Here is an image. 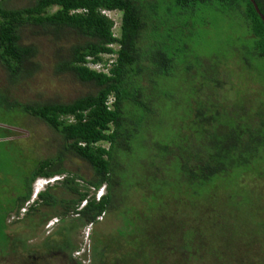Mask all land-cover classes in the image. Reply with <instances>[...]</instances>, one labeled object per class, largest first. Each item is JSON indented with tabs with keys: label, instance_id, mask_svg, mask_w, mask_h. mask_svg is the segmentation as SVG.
<instances>
[{
	"label": "trees",
	"instance_id": "16d2710c",
	"mask_svg": "<svg viewBox=\"0 0 264 264\" xmlns=\"http://www.w3.org/2000/svg\"><path fill=\"white\" fill-rule=\"evenodd\" d=\"M8 1L0 0V64L9 82L39 70L45 38L55 46L56 71L73 74L90 90L68 102H23L0 89V109L32 115L60 136L49 155L20 165L13 205L2 207V228L8 210L20 215L38 178L57 177L29 212L45 220L69 218V229L66 224L56 232L61 247L64 231L70 235L71 227L97 223L138 187L145 215L127 208L124 227L112 239L96 238L93 230L98 264H167L171 252L182 253L183 259L215 257L216 264H264V241H251L248 229L242 237L239 232L248 220L234 234L219 223L243 221L244 212H250V221H264V85L253 87L255 78H247L253 70L264 79V21L253 0H27L18 7ZM255 2L263 14L261 0ZM114 10L122 12L119 31L105 13ZM214 10L240 27V33L228 34L217 45L201 37L211 29L208 18ZM27 35L35 40L24 39ZM71 155L86 161L93 176L68 169ZM124 184L126 190L118 188ZM101 186L107 191L97 199ZM251 195H257V203L250 208L228 206L231 199L237 204ZM184 203L191 213H183ZM151 206H170L167 214L185 221H216L210 230L198 229L199 244L214 254L201 256L193 240L180 237V247L169 246L159 232L153 241L142 240L138 228L151 237L147 221H165ZM216 223L217 244L210 247ZM73 242L71 253L78 249ZM36 246L28 252L38 251Z\"/></svg>",
	"mask_w": 264,
	"mask_h": 264
},
{
	"label": "rangeland",
	"instance_id": "374dc122",
	"mask_svg": "<svg viewBox=\"0 0 264 264\" xmlns=\"http://www.w3.org/2000/svg\"><path fill=\"white\" fill-rule=\"evenodd\" d=\"M27 3V0L8 1V4L13 7L23 6ZM107 13L109 16L115 19V31H119L122 12L114 10ZM208 19V28L211 29L204 30L203 32H205V34H208H202L201 37L211 45H217V43H219L221 40L223 41L225 38H227L228 34L236 35L240 33V27L238 23H235L234 20L224 18L222 14L218 13L215 10L213 15L211 14ZM24 39H28V41L35 40L33 35H27V37L25 36ZM41 42V51L40 55L38 56V59L41 63V67L39 68V70L32 76L14 83H10L5 76L6 72L4 70V67L0 64V89H6V93L9 96L23 102H29L31 100L43 98L53 100L57 99L60 101L68 102L80 95L87 93L90 90L89 85L80 82V80H78L71 73H58L56 71L57 58L55 56V46H53L51 42L45 38L41 39ZM65 43L62 44L65 45ZM247 78L249 79V81L255 78L254 81L257 84H255L253 87H256V85L257 87L264 85V79L258 80L257 75L253 70H249V72L247 73ZM0 121H3L7 124L14 123L18 125H7L6 127L4 126V124H2V122H0V144H3L2 147H0V221H4V210L2 207L5 208L7 205H13V201L11 199L12 197L16 196L14 191L17 185L20 183L19 176H21V174L23 173V168H20V165H26L27 162H31L35 157H44L49 155L48 151H54L56 149V143H58L56 137L60 136L59 134L57 135L56 133H54L52 128L45 124V122H41L40 119L23 112L8 113L0 109ZM104 144L107 145V143ZM51 146L53 147V149ZM54 153L55 152L50 154L53 155ZM65 165L71 171L78 172L88 178L92 177L94 174L92 168L86 161H83L78 157H75L74 155L70 156V159L66 161ZM123 175L127 176V172H124ZM46 182L47 181L44 179H37V181L34 183L33 195L30 199V202H32L34 199L33 196L35 195V190H45L48 187L46 185ZM122 186L126 190V184L118 185V188ZM137 189L138 187H135L133 192L130 191V193L126 195V203H123L122 207H119L115 211L103 214L102 217L99 218L97 223L91 225H83L80 228H77V230L75 231L76 233L74 234L75 241L78 242V252H75V254L80 253V255L75 256L79 257V262L83 261V263H80L98 264L100 262L98 259L99 252L96 256H94V242L91 240L94 229L96 238L99 236L98 238L102 239H112L124 227V211L127 208H130V214L135 212L137 213L138 211L134 209L139 208L141 213L145 215L144 212L146 208L144 209L143 201L140 200ZM106 191L107 189H105L104 186H101L100 189L96 192V198L99 196V193L103 192L104 194ZM121 192L125 193L126 191ZM189 194L190 196H193L191 192ZM168 196L169 195L167 190L165 191V197L168 198ZM250 197L251 199L248 197L246 201L238 202L237 204L234 199H231L228 202V206H230V208L236 207L241 210L250 208L252 207V205L257 203V195H251ZM179 200L183 205L182 200L186 201L184 199V194H179ZM185 204L186 203H184V205ZM26 207L27 205L25 206V208L21 209L19 216H17L15 210H8L6 216L7 226L4 227V229L2 228L0 222V264H23L24 262H30L28 258L23 257V241L26 244V248L24 249V252H26L28 250H31L29 246H32L33 244H41L44 237L48 235L51 236L54 233V230H56L57 228L59 221H56V218H52L51 221H48L47 224H41L38 222L40 225L37 226V229H33L32 227H30L28 231V229L25 228V225H28L29 221H39L40 216L27 215ZM150 209H152L154 213H157V216L159 218H163L165 221H158L156 219L147 221L148 225L153 228V235H151V237L145 236L142 232V229L138 228V231H141L138 235L142 240L153 241L154 235L155 239H157L159 232V234L161 235L160 238H163L165 241H167V244L169 246H172L174 243L175 246L180 247L182 245L181 241L179 240L180 237L184 241L193 240L194 248L197 249V253L199 255L202 256L203 253H205L206 255L214 254L213 249H209L207 246H204L202 244V241L200 242V244L203 247L202 249H200V235L198 229L203 230L206 228L210 230L212 228H210L209 225H213V223H215L216 221H210L209 223H207L206 221H185L179 214H167L171 211L170 206H164L163 209H157L156 206H151ZM182 210L183 213H191L193 211L189 204H186L185 207L182 208ZM243 214V221H220L219 223L224 222L225 228L226 225H228L232 233L234 234L235 230L237 229L239 231V228L244 226V221L248 220L246 223V228L243 231H239L241 233V237L248 229L250 240L262 243L264 241V221H250L252 219L250 212H248V214L244 212ZM53 220L54 223L52 224ZM219 223H216L213 227L214 231L210 232V235L208 234V243L210 244V247H214L217 244ZM49 224H52L51 227H49ZM3 230L7 234V238L4 237L5 235ZM4 241L7 243L5 245H2V242ZM3 251H6L7 254L2 255ZM12 251H16L17 255L12 256ZM243 252L245 255L255 254L254 250H243ZM166 254L163 253L161 254V256L166 257ZM157 256L154 255L151 258L153 259ZM195 256H197V254H195ZM82 257L84 260L82 259ZM182 257V253L175 254L171 252L167 264H216L215 257L207 259L199 258L198 260L197 258H189L188 256L186 257L187 259H183ZM50 262H52L51 264H56L52 259ZM157 264H165V262Z\"/></svg>",
	"mask_w": 264,
	"mask_h": 264
},
{
	"label": "flooded vegetation",
	"instance_id": "af4514ba",
	"mask_svg": "<svg viewBox=\"0 0 264 264\" xmlns=\"http://www.w3.org/2000/svg\"><path fill=\"white\" fill-rule=\"evenodd\" d=\"M261 4H262V8L264 10V0H261ZM263 15H264V11H263ZM2 124H4V126H6V127H7V125H13V126L17 125V124H10V123L7 124V123H3V122H2ZM8 128H12V127H8ZM33 188H34V185H33ZM105 189H106V187H105ZM37 198H38V196L36 198H34L32 202H30V200H29L26 203V205L28 207L27 208V211H28L27 215H30V216L32 215L31 214L32 212H29L30 206L35 203ZM81 206H83V205H81ZM36 215L40 216L39 221H29L28 225H25V228L28 229V231H29L30 227H32L33 229H37V226L40 225L39 223L42 224V223H44V221L47 224L48 221H51L52 218H56L57 219L56 221H59V223L57 225L56 230H54V233L51 236L48 235V236L44 237L41 244H37V246H36V244H34L38 251H36V252H28V251L24 252L23 251V257H26L30 260V262H24L23 264H36L37 261L43 262V264H46V263L51 264L52 263V262H50L51 259L56 264H82L83 261H80V262H82V263H80L78 261L79 257H76L77 255H80V253L75 254V252H78V249L74 250L71 253L72 247L74 246V242L72 244H71V242L75 241V234L74 233H76L75 231L77 229L71 230V229H73L71 227V229L68 230L70 235H67L65 233V231H64L65 235H64V233H62V235H63L62 236V247L60 246V239H59L60 234L56 233V232H59L60 227L66 225V224H67V229H69V227H70V224L68 222L69 218H67L66 221H62L59 219V217L55 216V217H52L50 219L45 220L41 214H36ZM53 223H54V220L52 221V224ZM52 224H49V227H51ZM31 237H33V236H31ZM40 245L45 246V248H42L43 251L39 249ZM82 259H83V257H82ZM38 264H40V263H38ZM101 264H104V262Z\"/></svg>",
	"mask_w": 264,
	"mask_h": 264
},
{
	"label": "clouds",
	"instance_id": "9594fccd",
	"mask_svg": "<svg viewBox=\"0 0 264 264\" xmlns=\"http://www.w3.org/2000/svg\"><path fill=\"white\" fill-rule=\"evenodd\" d=\"M57 178V177H56ZM55 177H53V178H41V179H44V180H46L47 182H46V185L47 186H49L50 185V183H52L55 179H56ZM39 179V178H38ZM37 181V180H36ZM35 181V182H36ZM105 188V187H104ZM33 190H34V188H33ZM41 191H43V190H35V195L33 196V198H36L37 196H38V194L41 192ZM103 194V192L102 193H99V196L97 197V198H99L101 195ZM84 203L85 202H83L82 203V205H84ZM26 206V205H25ZM25 206L23 207V208H25ZM27 208L28 207H26V211H27Z\"/></svg>",
	"mask_w": 264,
	"mask_h": 264
},
{
	"label": "water",
	"instance_id": "95a60500",
	"mask_svg": "<svg viewBox=\"0 0 264 264\" xmlns=\"http://www.w3.org/2000/svg\"><path fill=\"white\" fill-rule=\"evenodd\" d=\"M253 2H254V5H255V7H256L257 12L260 14V16L262 17V19H263V21H264V15H263L262 12L260 11L259 6L256 4L255 0H253Z\"/></svg>",
	"mask_w": 264,
	"mask_h": 264
},
{
	"label": "built area",
	"instance_id": "2783aa9c",
	"mask_svg": "<svg viewBox=\"0 0 264 264\" xmlns=\"http://www.w3.org/2000/svg\"><path fill=\"white\" fill-rule=\"evenodd\" d=\"M107 12H109V11H105L106 14H108ZM110 17H111V16H110ZM113 19H114V18H113ZM114 20H115V19H114Z\"/></svg>",
	"mask_w": 264,
	"mask_h": 264
},
{
	"label": "bare ground",
	"instance_id": "6f19581e",
	"mask_svg": "<svg viewBox=\"0 0 264 264\" xmlns=\"http://www.w3.org/2000/svg\"><path fill=\"white\" fill-rule=\"evenodd\" d=\"M41 188V187H40Z\"/></svg>",
	"mask_w": 264,
	"mask_h": 264
}]
</instances>
